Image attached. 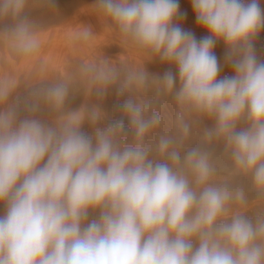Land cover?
<instances>
[{
  "label": "clouds",
  "instance_id": "1",
  "mask_svg": "<svg viewBox=\"0 0 264 264\" xmlns=\"http://www.w3.org/2000/svg\"><path fill=\"white\" fill-rule=\"evenodd\" d=\"M27 3L0 0L21 55L39 47ZM190 3L208 33L200 40L176 23L178 0H97L121 43L142 56L83 66L86 97L102 100L113 87L127 97L106 127L97 126L99 103L66 107V81L37 84L21 106L12 102L17 82L0 79V264H264V60L254 47L264 9L259 0ZM79 36L95 39L91 26ZM218 42L231 76L220 78ZM155 60L175 73L150 74L145 63ZM168 98L175 112L166 117ZM205 119L212 127L189 145ZM220 142L230 161L223 175L209 148Z\"/></svg>",
  "mask_w": 264,
  "mask_h": 264
},
{
  "label": "rangeland",
  "instance_id": "2",
  "mask_svg": "<svg viewBox=\"0 0 264 264\" xmlns=\"http://www.w3.org/2000/svg\"><path fill=\"white\" fill-rule=\"evenodd\" d=\"M38 1L40 2L41 5L39 4V6L36 7L37 8L36 10H55V11L67 10L66 14L67 16H69L68 18L72 19L69 30H67L66 33L67 35L66 38L64 36H60L59 31L57 33V39L55 38L56 48L54 50L55 53H53L54 56L53 62H55V64L53 67H51V71L53 72L52 82L66 81L71 86V94L67 101L66 107L69 109H76L85 103L87 104L99 103L103 112L105 113V116L104 119L98 123L97 125L98 127H106L110 122L117 119H121L122 112L119 106L124 103L127 97L119 96L117 94V90L115 87L110 89V91L102 100H98L96 97L95 100L94 96L86 97L84 95L82 69L83 66L85 65V62L87 63L86 59L88 60V62H90L93 60H97L101 56H103L106 58L113 59L117 62L123 60L128 64H134V63H139L142 60V56L139 53H137L134 49L128 48L121 43V40L119 36L116 34V32L99 15L95 7L97 0H71V1L70 0H38ZM77 2L79 3L77 4ZM259 3L261 8L264 9V0H259ZM79 4L80 7L82 8L79 7ZM178 4H179V9H178V18L176 20V23L183 30L191 32L197 40L206 37L208 33L197 24L195 19V13L191 7L190 0H178ZM80 10L82 11V13ZM28 15L29 13L26 16ZM75 16L77 18L76 20H74ZM81 26H91L95 33V39L88 42L83 41L79 36V29L81 28ZM44 34L46 33L45 32L37 33V36L38 35H40V37L42 36V38L38 36V40L40 43L39 47L44 43L45 40L44 38L46 37V35ZM254 47L258 59L264 60V30H262L259 36L256 38ZM63 48H66L67 51L66 50L63 51L62 50ZM36 51H34V53H36ZM213 51L217 56L221 66L220 78H223L225 76H231L233 74V70L231 69L230 65L226 63L225 57H226L227 49L225 48L224 44L222 42H218L215 48L213 49ZM34 53L32 54L34 55ZM33 55L30 54V57ZM64 67H66V72H64L65 69ZM145 68L150 74L158 75V76H162L166 71H173L174 73L176 71L174 66L168 65L166 63H162L159 60L146 62ZM23 69H24L23 70L24 72L22 71L23 74H25V72L27 73L26 70L28 69V64ZM41 72L43 74L40 73L39 76L41 75V77H43V79L45 80L46 79L45 72L44 71ZM62 73H65L66 75L65 74L63 75ZM152 98L153 96L150 93L148 99H152ZM161 111L165 114L166 117L174 114L175 106L171 98H168L164 106L161 108ZM124 122H125V128L127 129L128 121L125 119ZM212 125H213V121L211 120L205 119L201 121L194 128L192 137L189 140V145H194L196 143H199L202 130L204 128H210L212 127ZM243 126L244 125L242 123L238 127H243ZM83 130L88 134L92 133V129L88 124L84 125ZM209 148L213 152L218 167L221 169V175L225 174V170L230 168V161L225 155L223 143L222 142L215 143L209 146ZM245 185H246L248 198L251 201L254 198L255 194L251 190L250 182L246 181ZM256 212H257V208L252 207L249 209L247 214L250 217H254ZM97 217H98V212L90 213L88 219L90 221Z\"/></svg>",
  "mask_w": 264,
  "mask_h": 264
},
{
  "label": "bare ground",
  "instance_id": "3",
  "mask_svg": "<svg viewBox=\"0 0 264 264\" xmlns=\"http://www.w3.org/2000/svg\"><path fill=\"white\" fill-rule=\"evenodd\" d=\"M78 3L79 2H77V4ZM39 4H40V2L38 0H28L27 7L25 10L26 15L29 13V15L27 17L32 21L34 32L36 34L40 33V32L46 33V34H44V35H46V37L44 38V36H43V38L45 39L44 43L39 47V49H37L36 53L33 52L34 55L31 53V55H33L31 57H30V54H28V55L18 54L12 48V46L10 44L9 36L5 33L3 26H2V24L5 23V21H0V79L12 78L17 82L18 89L16 91V94L13 97L12 102H14V103L19 102L21 104V106H22V102H23L24 98L28 96V93L32 87H34L40 83H49V82L53 81V72L51 71V67H53L55 64V62H53V57H54L53 53H55L54 50L56 48L55 47V38L57 39L58 31L60 32V36H64L66 38L67 37V35H66L67 30H69V27H70V24L72 21V19L68 18L69 16H67V14H66L67 10H64V11L36 10L37 9L36 7L39 6ZM79 7H80V4H79ZM80 8H82V7H80ZM33 10H36V11H33ZM81 13H82V11H81ZM76 19L77 18L75 16L74 20H76ZM40 35H38V36L40 37ZM40 38H42V36ZM62 50L64 51V50H66V48H63ZM70 61H71V59H70ZM86 61L88 63L87 59H86ZM87 63L85 62V65ZM27 64H28V69L26 70L27 73L25 72V74H23V72H24L23 68L26 67ZM77 64H78V62H77ZM134 64H136V63H134ZM73 65H72V67H73ZM67 67H68V65H67ZM75 67H78V66H75ZM64 68H65L64 72H66V67H64ZM41 71L45 72V75H46L45 80L43 79V77H41V75L39 76V74L42 73ZM68 73H69V71H68ZM62 74L64 75L65 73H62ZM63 80H65V79H63ZM94 98H95V96H94ZM95 100H96V98H95ZM92 101H94V100H92ZM90 103H91V100H90ZM23 115H26V113L21 111V116H23ZM37 115L42 119H48L49 118V114L47 111H41ZM3 212H4V207L0 206V214H3Z\"/></svg>",
  "mask_w": 264,
  "mask_h": 264
}]
</instances>
